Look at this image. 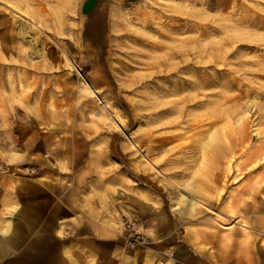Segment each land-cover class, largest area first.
I'll list each match as a JSON object with an SVG mask.
<instances>
[{
    "label": "rangeland",
    "instance_id": "374dc122",
    "mask_svg": "<svg viewBox=\"0 0 264 264\" xmlns=\"http://www.w3.org/2000/svg\"><path fill=\"white\" fill-rule=\"evenodd\" d=\"M8 2L35 23L24 38L20 18L0 3V227L10 221L17 236L14 261L55 264L52 248L69 236L48 232V217L9 214L26 207L27 191L42 194L43 168L60 162L67 174L75 164L85 204L121 237L101 241L98 253L66 248L57 264H257L264 0ZM69 59L96 95L80 90ZM191 196L241 216L247 227L232 229L254 239L203 206L182 211ZM131 214L145 220L148 246L125 241L121 221ZM158 216L173 222L170 255L158 244ZM29 243L48 247L28 256Z\"/></svg>",
    "mask_w": 264,
    "mask_h": 264
},
{
    "label": "crops",
    "instance_id": "0c3cea01",
    "mask_svg": "<svg viewBox=\"0 0 264 264\" xmlns=\"http://www.w3.org/2000/svg\"><path fill=\"white\" fill-rule=\"evenodd\" d=\"M13 155L14 157L16 156V154ZM27 160L31 162L34 158L30 157ZM71 165V169H73L72 174L63 172V166H61L60 162H57L53 168H43L42 179L37 182L39 186H41L42 194H37L35 196L34 193L30 194V192L27 191L26 207L20 208L19 205H14L9 213L11 216L24 214L28 222L30 221V216L48 217L52 219L53 222L48 232L52 233L56 230L57 236L61 238L69 232V236L65 239L63 246L61 244L60 246H54L52 248L53 258L56 261L55 264H57L59 255H61L66 248L74 255L75 253L79 255L88 252L98 253L101 241L107 240L116 242V240H119L121 237L116 231L105 226L104 212L91 210L88 205L85 204V200L82 198L81 187H79L76 182L75 164ZM119 195H122V193L119 192ZM131 200L136 201V198L131 196ZM156 221L159 225L156 226L154 231L158 236L159 246L165 249L170 246L173 248V222L163 216H158ZM149 223H152V220H149ZM66 226L69 227V231ZM249 228L252 229L251 226H249ZM258 230L264 234V231L261 229H254V232ZM230 232H232V234L241 233L244 239H249L251 237L254 239L255 235L253 234L256 233L243 229L237 231L235 228ZM0 233L8 237L6 243L7 247L1 249L2 251L0 250V264H19L14 261L16 257V254H14L16 253L14 244L16 243L17 236L13 234V230H10V221L8 224L5 223L4 226L0 227ZM203 233L205 236H209L208 233ZM258 241L259 242H256L254 247V253L258 254V257H255L256 262L257 264H264V236L259 235ZM0 244L4 245L3 243ZM27 245L24 254L28 256L34 253V248L37 249V251H44L46 247H48L46 244L34 245L33 243L31 245V243H29ZM114 246L111 255L113 257H120L122 250L118 249V246L114 249ZM143 254L146 256V251ZM127 256L130 257L128 254ZM228 257V255L221 256L222 259H229ZM188 259V256L186 258L182 257V260L188 261ZM21 264H23V262ZM24 264L33 263L26 259ZM147 264H152V261L149 260ZM187 264L194 263L192 261Z\"/></svg>",
    "mask_w": 264,
    "mask_h": 264
},
{
    "label": "bare ground",
    "instance_id": "6f19581e",
    "mask_svg": "<svg viewBox=\"0 0 264 264\" xmlns=\"http://www.w3.org/2000/svg\"><path fill=\"white\" fill-rule=\"evenodd\" d=\"M16 1V0H15ZM0 3H2L7 9L10 10V12L14 15V16H18L21 20L20 25H19V30L18 33L22 36H24V38H27V28H28V24L31 23L32 25H35L34 21L32 20V18L30 16H27L24 11H21V9L17 8L15 5L11 4L10 2H8V0H0ZM31 40H33V38H30ZM35 40V39H34ZM35 43V42H34ZM37 46V45H36ZM35 46V47H36ZM40 49H36L35 53H39ZM34 53H32V57ZM42 55V54H41ZM36 56V55H35ZM41 57V56H40ZM36 58V57H35ZM70 65L78 72V74L81 76L80 78H82V82L83 84H80V90H89V92H91L93 95H96L95 90L92 88V86L83 78V76L81 75V73L79 72L76 64L72 61V60H68ZM81 82V81H80ZM81 82V83H82ZM87 88V89H86ZM114 124L117 125V122L114 121ZM129 142L131 144L132 147H134L138 152H141L139 147L137 146L136 142L133 139H129ZM142 156L146 157L144 153H142ZM184 201V199H183ZM197 205L203 206L208 212H211L212 214V218L214 221H216V223L221 224V226L223 225V227H226L227 229H232L233 226L235 224L240 225L242 227H247V225L245 224V220L239 216V215H234L233 211L230 212V214H225L221 211H219L217 208L211 207L210 205L198 200L197 198L191 196V199H188V201H185L183 203L182 206V211H190V212H194L195 208ZM241 217V218H240ZM238 219V220H237ZM237 220V221H236ZM233 222H235V224H233ZM5 231V230H4ZM3 232V230H2ZM7 240L8 237L5 234L0 233V243H3L4 245L0 244V250L3 248H6L7 245ZM2 251V250H1Z\"/></svg>",
    "mask_w": 264,
    "mask_h": 264
},
{
    "label": "built area",
    "instance_id": "2783aa9c",
    "mask_svg": "<svg viewBox=\"0 0 264 264\" xmlns=\"http://www.w3.org/2000/svg\"><path fill=\"white\" fill-rule=\"evenodd\" d=\"M121 226L124 231V239L131 246L151 244V239L145 234V220L137 215L131 214L124 216L121 221ZM170 247L167 251L171 254Z\"/></svg>",
    "mask_w": 264,
    "mask_h": 264
}]
</instances>
